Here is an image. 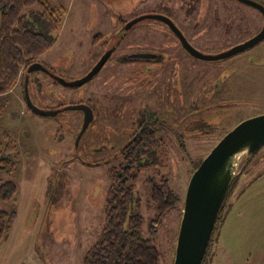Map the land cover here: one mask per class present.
<instances>
[{
    "label": "rangeland",
    "instance_id": "obj_1",
    "mask_svg": "<svg viewBox=\"0 0 264 264\" xmlns=\"http://www.w3.org/2000/svg\"><path fill=\"white\" fill-rule=\"evenodd\" d=\"M48 1L65 13L53 47L38 62L72 83L85 78L107 52L113 54L80 87L32 72V103L45 111L60 109L55 117L28 108L27 70L0 97V143L6 144L8 132L17 144L9 157L21 164L17 172L0 173V183L18 185L15 201L2 204L17 216L0 246V264H84L104 226L108 172L123 163V149L148 122L159 126L158 143L141 159L148 164L136 186L134 209L144 217L145 238L156 225L161 264H174L196 165L237 124L264 114V41L231 58L203 61L151 16L170 19L195 49L210 56L250 40L264 19L234 0ZM147 51L163 54L164 60L148 65L124 60ZM80 104L91 107L95 118L78 142L85 116L71 107ZM242 166L206 264H264V148L246 169ZM156 175L169 179L182 202L180 210L161 219L144 183Z\"/></svg>",
    "mask_w": 264,
    "mask_h": 264
},
{
    "label": "trees",
    "instance_id": "obj_2",
    "mask_svg": "<svg viewBox=\"0 0 264 264\" xmlns=\"http://www.w3.org/2000/svg\"><path fill=\"white\" fill-rule=\"evenodd\" d=\"M64 13V7H55L48 0H0V97L9 94L22 71L28 70L53 47L54 34L61 27ZM147 124L139 127L131 137L132 141L123 149V163L108 172L111 185L104 207V226L99 239L85 253L84 264H161L159 251L154 245L156 225L150 227V238H145L142 233L144 217L134 209L136 186L141 180L142 168L148 164L141 159L144 155L150 156L158 143L159 126L151 122ZM3 136L6 144L3 146L0 143V173L17 172L20 162L9 157L17 152V144L8 132ZM263 148L243 162L242 169H246ZM201 163L196 165L195 171ZM241 175L242 171L235 177L221 207L203 264L210 257L215 236L220 225L224 224L227 203ZM144 183L150 191L158 218L181 206V198L169 179L156 175L147 178ZM17 194L16 182L0 183V246L8 237L17 216L16 212L4 210L2 204L14 202Z\"/></svg>",
    "mask_w": 264,
    "mask_h": 264
},
{
    "label": "water",
    "instance_id": "obj_3",
    "mask_svg": "<svg viewBox=\"0 0 264 264\" xmlns=\"http://www.w3.org/2000/svg\"><path fill=\"white\" fill-rule=\"evenodd\" d=\"M248 6L259 8L264 15V6L252 0H237ZM166 23L172 32L180 39L186 51L193 57L203 61H220L241 54L264 41V26L261 32L250 40L233 47L227 53L210 56L196 50L185 38L180 29L168 18L151 16ZM112 52H107L92 71L76 82L61 84L67 87H80L91 81L104 67ZM148 55H134V58L146 59ZM44 69L40 64H33L29 72ZM28 107L44 117H55L59 111L42 110L35 106L26 90ZM74 110L84 112L85 120L78 136V142L92 123L94 112L86 105H74ZM150 120V116L148 117ZM264 146V114L246 119L230 130L214 147L211 153L202 161L194 172L188 186L183 217L179 230L174 264H203L209 243L214 233L218 216L225 198L229 192L242 162L248 161ZM245 153V155H244ZM245 156L244 161L239 159Z\"/></svg>",
    "mask_w": 264,
    "mask_h": 264
},
{
    "label": "flooded vegetation",
    "instance_id": "obj_4",
    "mask_svg": "<svg viewBox=\"0 0 264 264\" xmlns=\"http://www.w3.org/2000/svg\"><path fill=\"white\" fill-rule=\"evenodd\" d=\"M234 1H236V2H238V3H240V4H242L243 6H246V7H251V8H254V9H256L257 11H258V13L263 17V19H264V15H263V13H262V11L259 9V8H255V7H252V6H248V5H246V4H243V3H241V2H239V1H237V0H234ZM252 1H254V2H256V3H258V4H260V5H262V6H264V4L263 3H261L260 1H257V0H252ZM261 32V31H260ZM259 32V33H260ZM259 33H257L256 35H258ZM174 34V33H173ZM183 34V33H182ZM175 35V34H174ZM184 35V34H183ZM256 35H254L253 37H255ZM175 37L179 40V42H180V45H181V48L183 49V50H185L186 51V49L184 48V46L182 45V43H181V41H180V39L175 35ZM252 37V38H253ZM248 41V40H247ZM246 42V41H245ZM263 42V41H262ZM240 45V44H239ZM235 47V46H234ZM197 50V49H196ZM187 52V51H186ZM188 53V52H187ZM113 54V53H112ZM112 54H111V56H112ZM139 54H145V55H148V57L146 58V59H142V58H134V55H139ZM181 54H183V53H181ZM189 54V53H188ZM190 55V54H189ZM111 56H110V58H111ZM110 58H109V60H110ZM164 55L163 54H161V53H156V52H140V53H134V54H129L127 57H125V59L124 60H129V61H142V62H145L147 65L149 64V63H157V62H162L164 59ZM109 60L107 61V63L109 62ZM107 63L104 65V67L107 65ZM34 64H40L44 69H40V70H38L37 72H43L44 74H46V75H48L51 79H53L55 82H57L58 84H60V85H62V86H64L63 84H61V82H62V80H64L65 82H68L62 75H59V74H56V73H54L52 70H50L47 66H45L44 64H42L41 62H38V61H36ZM103 67V68H104ZM102 68V69H103ZM101 69V70H102ZM34 72H36V71H34ZM33 73L32 72H29L28 70H27V73H26V78H25V87H24V89H25V93H26V90H28L29 91V89H28V83L30 82V75H32ZM25 96H26V94H25ZM27 103V102H26ZM28 106V105H27ZM29 108V107H28ZM30 109V108H29ZM60 110V109H59ZM59 110H56V111H59ZM95 116V115H94ZM95 118V117H94ZM94 120V119H93Z\"/></svg>",
    "mask_w": 264,
    "mask_h": 264
}]
</instances>
